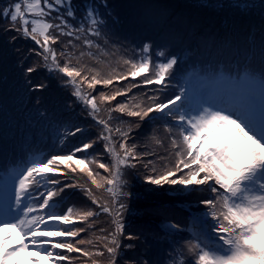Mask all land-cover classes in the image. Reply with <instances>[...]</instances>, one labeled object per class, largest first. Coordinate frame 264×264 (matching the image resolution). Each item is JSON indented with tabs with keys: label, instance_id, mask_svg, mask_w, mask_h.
Segmentation results:
<instances>
[{
	"label": "rangeland",
	"instance_id": "374dc122",
	"mask_svg": "<svg viewBox=\"0 0 264 264\" xmlns=\"http://www.w3.org/2000/svg\"><path fill=\"white\" fill-rule=\"evenodd\" d=\"M93 2L81 28L63 19L70 11L66 0L46 6L9 0L7 16L19 18L15 28H23L17 51L24 67L5 59L14 50L6 35L0 71L18 69L28 78L24 91L9 81L12 93L0 97V228L10 231L0 238V264L264 262V160L248 143L264 148L261 90L248 80L234 87L195 79L186 61L196 60V46L175 43L167 32L161 37L163 25L180 19L196 31V0H115L122 12L134 11V21L131 15L122 20L131 21L122 47L104 27L105 11L97 9L105 2ZM14 3L21 5L18 12ZM45 8L44 17L36 16ZM59 8L67 10L59 14L61 27H68L62 34L67 47L80 49L75 63L81 71L68 69L67 57L58 67L45 49L49 28L60 31L49 14ZM228 8L247 18L264 11V0H235ZM29 44L42 53L32 58ZM39 59L46 63L41 72L34 66ZM177 118L183 124L172 122ZM179 134L187 138L183 153L171 148ZM21 144L28 158L22 168L3 170L11 163L5 161L9 148ZM229 146L245 165L233 166ZM178 194H189L191 212L168 198L152 203L181 200ZM52 217L57 223L44 226ZM230 218L243 224L241 232L231 230ZM210 229L218 235L207 234Z\"/></svg>",
	"mask_w": 264,
	"mask_h": 264
},
{
	"label": "trees",
	"instance_id": "16d2710c",
	"mask_svg": "<svg viewBox=\"0 0 264 264\" xmlns=\"http://www.w3.org/2000/svg\"><path fill=\"white\" fill-rule=\"evenodd\" d=\"M234 1L235 0H196V31L191 25H183L184 19H180L179 22L172 23V27L168 26L165 28L164 26L161 37L167 39V35L164 34L167 32L175 43L186 42L188 48H195L196 46V76L208 77L207 79L210 80L224 78L229 81H234L237 77H243L244 80L250 81L264 93V11L255 12L247 18H243L244 13L240 12L239 15V13L234 10L232 14H230V9L228 7H231ZM8 2L9 0H0V39L4 40V36L7 35V44L12 45L14 49L9 51L10 56L5 59L11 60L14 65L24 67V65H22L23 57H20L17 51L19 50V43L24 44L17 35L18 33L22 34L20 27L17 29L15 28L16 24H12L8 21L5 22L2 18V12L6 8ZM105 4V19L110 16L112 20H116L115 22L118 26H123L125 23L130 22L129 19L127 21H122L124 16H130V13L129 11L122 12L118 9L115 0H105ZM105 19H102V21L104 22ZM237 21L240 22L235 23ZM135 29L138 31L137 27H135ZM118 32V36H122L121 39H124L123 37L127 33V26L118 30ZM53 35L50 40H48V45L55 55L54 62L56 65L61 67L60 65L64 64L63 60L67 57V68L73 72L81 71V67L75 63V59L80 55V49H76L75 47L71 49V47H67L70 46L68 38L64 36L60 37L56 34ZM115 35L114 33V36ZM10 38H12V43ZM62 40H65L67 44H64ZM118 44L122 47L125 43L118 42ZM37 48L38 47L31 44L25 46L26 50L34 49V53L31 55L32 58L34 54L42 53L40 49ZM43 55L46 56L45 54ZM84 57L85 59L91 58L88 54H85ZM1 59L2 58H0V62ZM45 64L43 59H39L34 66L35 69L39 68L37 70L38 72H41ZM85 66L86 69L91 68L90 64L86 65L85 63ZM20 72L21 70L18 69L8 70L6 67L2 68V73L0 71V97H8L12 93L13 86L8 85L9 81H11V83H19L21 89L23 83L27 84L28 76L25 74L23 77H20ZM22 90L24 91V89ZM20 151L21 149H18L16 153ZM197 158L198 161H196V164L201 165L203 156H198ZM19 159L17 155H14L12 162L18 163ZM213 172L216 174L215 170H213ZM217 178L219 177L216 176L215 179ZM165 198L169 197H162L159 199ZM212 208L214 209V207ZM149 210L152 209H148V211ZM199 210H201V208L198 207L196 212H199ZM169 222H174V219H170ZM229 223L233 227L231 228L233 232H241L242 224L240 222L234 218H230ZM199 245L198 243L196 247L198 248ZM197 260L196 254V261ZM244 264H264V262L256 260L255 262L247 261Z\"/></svg>",
	"mask_w": 264,
	"mask_h": 264
},
{
	"label": "bare ground",
	"instance_id": "6f19581e",
	"mask_svg": "<svg viewBox=\"0 0 264 264\" xmlns=\"http://www.w3.org/2000/svg\"><path fill=\"white\" fill-rule=\"evenodd\" d=\"M249 130L251 132H253L251 128H249ZM208 137L211 138V139L213 138L212 135H209ZM214 139L216 140V138H214ZM214 139L212 140L213 142H214ZM213 142H212V144L214 145ZM248 143H249V148H251L252 151H256L261 156L262 160H264V148L260 147V146H256L255 141H253V140H249ZM235 145L238 146V143H236ZM226 149H228L227 152H226V156L232 162L234 167L237 166V165H245L247 163L245 159H242V158L238 159V157L235 154L236 153V149L235 148H232L231 146H229L228 148L226 147ZM239 154H240V151L238 150V155ZM241 201H242V203H248V198L245 197V198L241 199ZM55 222H57L56 217H52L50 219H47V221L44 222V226L47 225L48 223L49 224H55ZM4 230L5 229H1L0 228V238L5 237L7 233H10V231H4ZM43 232H45V231H42V233ZM206 233L210 234L211 236L212 235H218V231H215L214 229L213 230L210 229L209 231H206ZM37 234H39V232ZM166 234L169 235V233H166ZM198 235H200V233ZM9 254H11V253H8V255ZM34 257H39L41 259V256L39 254H35ZM10 258H11V260H14L15 257L11 256Z\"/></svg>",
	"mask_w": 264,
	"mask_h": 264
}]
</instances>
